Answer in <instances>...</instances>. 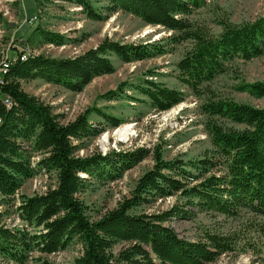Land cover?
Masks as SVG:
<instances>
[{"label":"trees","instance_id":"obj_1","mask_svg":"<svg viewBox=\"0 0 264 264\" xmlns=\"http://www.w3.org/2000/svg\"><path fill=\"white\" fill-rule=\"evenodd\" d=\"M64 1L80 6L88 19L100 21L107 16L88 0ZM206 4L207 0H107L103 7L107 14H130L145 25L171 32L162 40L166 45L191 43L176 63V78L201 100L199 111L205 117L210 148L189 160H166L155 149L153 166L138 177L129 196L94 221L88 218L79 197L87 177L114 180L139 163L145 153L137 150L79 156L80 142L102 132L90 122L91 113L112 127L122 122L90 107L61 123L51 106L23 91L21 81L40 79L77 93L94 78L114 71L111 57L123 63L140 61L162 53L165 44L157 47L153 42L122 43L104 38L96 47L73 57L27 52L6 63L0 76V196H14L23 182L39 171L54 173L56 185L42 194L19 197L15 214L21 224H0V264H26L30 253L52 254L73 240L83 249L69 264H209L238 250H250L262 259V243L242 235L254 232L264 240V107L216 94L210 84L234 61L246 62L263 55L264 16L239 24L223 18L218 22L220 32L212 34L188 19ZM26 7L30 14L36 9ZM24 13L27 21L35 17ZM36 19L17 29L15 40L28 43L37 36L45 43L61 45V36L41 29ZM126 87L158 112L184 101L181 90L152 79L120 83L100 98L128 97L139 102V98L125 95ZM234 91L261 98L264 81L241 82ZM5 98L10 100L6 105ZM33 154L39 156L35 164L31 162ZM168 197H176V201L162 211L137 212ZM203 212L231 219L244 213L262 221H248L244 233L203 230L195 240L180 237L168 225L172 219Z\"/></svg>","mask_w":264,"mask_h":264},{"label":"rangeland","instance_id":"obj_2","mask_svg":"<svg viewBox=\"0 0 264 264\" xmlns=\"http://www.w3.org/2000/svg\"><path fill=\"white\" fill-rule=\"evenodd\" d=\"M94 8L105 13L100 21L88 19L81 7L64 0H0V59L5 56H17L26 45L34 55L52 58H65L80 55L90 48L96 47L104 38L122 43H155L164 46L162 53L131 63H123L111 57L114 71L94 78L80 92H72L61 86L44 82L40 79L21 81V87L27 94L36 97L51 106L54 114L59 116L61 123L73 120L87 108L95 107L122 123L112 127L95 113L89 120L100 127L102 132L93 138L83 139L79 156H89L100 152L102 155L135 152L142 150L143 159L122 172L114 180H97L87 177V185L79 197L86 205L87 216L97 220L107 211L115 208L119 202L128 197L138 177L153 166V152L158 149L166 160L181 158L189 160L200 157L210 148L209 140L204 131L205 117L199 111L201 100L197 99L177 80L176 63L183 53L190 48L188 41L175 45H166L162 40L171 32L159 27L143 24L130 14L116 12L107 14L104 6L107 0H88ZM35 6L33 19L41 29L61 36L62 44L45 43L37 36L31 42L24 39L15 40V32L24 23V17L30 14L28 7ZM264 16V0H207V4L195 10L188 19L193 24L206 27L212 34L221 30L218 22L226 19L234 24L253 21ZM145 79L164 83L170 88L183 92L184 101L171 109L158 112L141 101L135 91L125 88V95L137 97L140 101H132L128 97L106 100L100 98L109 90H114L120 83L139 84ZM264 81V53L250 61L236 60L229 70L218 76L211 84L216 94H222L254 107H264V96L255 98L247 93L235 92L234 87L241 82ZM128 126L127 135L116 132ZM239 127V126H236ZM39 159L33 154L32 164ZM82 177L86 175L82 174ZM56 185L55 174L39 171L32 178L26 179L14 196L3 199L0 196V224L8 227L19 226L21 222L15 214L20 196L42 194ZM176 201V197L158 200L143 206L137 212L162 211ZM253 219V220H252ZM248 221L260 222V218L241 213L236 219L225 218L210 213H196L187 219H172L168 225L174 228L180 237L195 240L203 230L221 233H242ZM244 233V232H243ZM242 235V234H241ZM242 236L250 241L262 243V259L250 250L235 251L220 256L209 264H264V240L254 232ZM119 245L115 247L117 251ZM82 244L73 240L65 249L52 254L30 253L26 264H69L82 252ZM155 264H159L155 261Z\"/></svg>","mask_w":264,"mask_h":264},{"label":"built area","instance_id":"obj_3","mask_svg":"<svg viewBox=\"0 0 264 264\" xmlns=\"http://www.w3.org/2000/svg\"><path fill=\"white\" fill-rule=\"evenodd\" d=\"M27 52H29V49L27 47L23 46L17 55L24 54ZM14 59H15V57L9 58V56H5L4 58L0 59V76L2 75V71H3L4 67H6V63L11 61V60H14ZM8 101H10V100L8 98H5L4 104L6 105V103H8Z\"/></svg>","mask_w":264,"mask_h":264},{"label":"bare ground","instance_id":"obj_4","mask_svg":"<svg viewBox=\"0 0 264 264\" xmlns=\"http://www.w3.org/2000/svg\"><path fill=\"white\" fill-rule=\"evenodd\" d=\"M23 58H24V56L21 57V59H23ZM5 69H6V67H4V69H3L2 72H4ZM127 132H128V126L119 129L116 133L119 134V135H120V134L127 135Z\"/></svg>","mask_w":264,"mask_h":264}]
</instances>
